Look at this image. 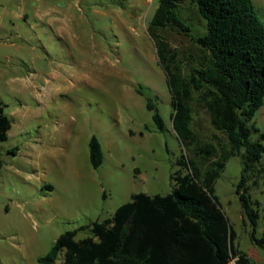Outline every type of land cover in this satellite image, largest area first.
Instances as JSON below:
<instances>
[{"label":"rangeland","instance_id":"obj_1","mask_svg":"<svg viewBox=\"0 0 264 264\" xmlns=\"http://www.w3.org/2000/svg\"><path fill=\"white\" fill-rule=\"evenodd\" d=\"M67 1L66 37L42 36L40 42L28 24L13 18L18 6L0 0V101L6 114L18 109L0 148V264H39L60 234L111 217L132 194L170 192L175 185L170 176L184 153L147 30L158 0H60L65 6ZM252 1L264 23V0ZM180 12L192 32L168 26L160 34L187 75L204 59L191 35L203 30V21L188 3ZM18 28L26 41H18ZM139 86L149 88L165 131L156 130ZM252 123L264 132V103ZM191 128L217 156L227 148L225 135L196 93ZM91 135L104 156L96 169L88 156ZM240 170L239 158L231 156L215 182V194L235 231L234 248L253 264H264V250L251 241L252 228L235 192ZM249 193L259 218L255 236L264 240V175ZM87 236L82 230L75 239ZM63 256L54 264H61Z\"/></svg>","mask_w":264,"mask_h":264},{"label":"trees","instance_id":"obj_2","mask_svg":"<svg viewBox=\"0 0 264 264\" xmlns=\"http://www.w3.org/2000/svg\"><path fill=\"white\" fill-rule=\"evenodd\" d=\"M183 3L193 6L203 21V30L191 35L204 59L187 75L160 34L168 26L192 32L180 12ZM147 30L171 95L173 129L184 148L176 161L179 169L170 176L175 185L165 194L134 193L111 217L65 231L38 258L39 264H54L60 253L61 264H230L233 259L235 264H253L234 248L235 231L215 194V182L231 156L241 164L235 192L252 228L250 239L264 250V240L255 236L259 218L249 193L264 175V132L252 123L264 103V23L254 2L158 0ZM149 91L138 87L156 130L163 132L165 121ZM194 93L226 137L227 148L218 156L214 146L201 144L191 128ZM4 107L0 101V148L11 127ZM88 156L94 169L103 162L95 135L89 138ZM82 230H88L89 236L76 240Z\"/></svg>","mask_w":264,"mask_h":264},{"label":"crops","instance_id":"obj_3","mask_svg":"<svg viewBox=\"0 0 264 264\" xmlns=\"http://www.w3.org/2000/svg\"><path fill=\"white\" fill-rule=\"evenodd\" d=\"M9 1L14 2L18 6V11H16L13 18L18 19V22L22 20L21 23L28 24L29 28L33 33V36L36 37V39L34 40L42 42L44 36H46L48 40H52L50 38L55 36L66 37L65 30L68 29L67 26H69L68 24L71 20V16H70L71 2L67 1L66 2L67 5L65 6L64 3L60 2V0H9ZM25 31H27V28H25ZM15 34L18 37V41L27 40L25 39V36L21 33V29L19 30L18 28V32L16 31ZM44 40L46 39L44 38ZM19 46L20 44H18V47ZM41 47L45 51H48L44 46H42V44ZM18 64L20 65L19 59H18ZM33 73L34 71L26 73L25 78L27 79L28 77L32 76ZM18 80H20L19 76H18ZM17 114H18L17 108L7 113L11 121V127L13 122L17 121L15 118ZM56 124L58 125V123ZM11 127L7 133L8 137ZM52 129L54 130L53 127Z\"/></svg>","mask_w":264,"mask_h":264},{"label":"built area","instance_id":"obj_4","mask_svg":"<svg viewBox=\"0 0 264 264\" xmlns=\"http://www.w3.org/2000/svg\"><path fill=\"white\" fill-rule=\"evenodd\" d=\"M230 264H235V263H234V259L231 261V263H230Z\"/></svg>","mask_w":264,"mask_h":264}]
</instances>
